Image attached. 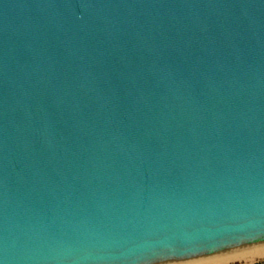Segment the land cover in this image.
<instances>
[{
	"label": "water",
	"instance_id": "obj_1",
	"mask_svg": "<svg viewBox=\"0 0 264 264\" xmlns=\"http://www.w3.org/2000/svg\"><path fill=\"white\" fill-rule=\"evenodd\" d=\"M264 252V0H0V264Z\"/></svg>",
	"mask_w": 264,
	"mask_h": 264
},
{
	"label": "bare ground",
	"instance_id": "obj_2",
	"mask_svg": "<svg viewBox=\"0 0 264 264\" xmlns=\"http://www.w3.org/2000/svg\"><path fill=\"white\" fill-rule=\"evenodd\" d=\"M264 258V252L262 253H258V254H253V255H248V256H244V257H239V258H235V259H230V260H225V261H221V262H216V263H212V264H232V263H237V262H241V263H252L258 259H263Z\"/></svg>",
	"mask_w": 264,
	"mask_h": 264
},
{
	"label": "rangeland",
	"instance_id": "obj_3",
	"mask_svg": "<svg viewBox=\"0 0 264 264\" xmlns=\"http://www.w3.org/2000/svg\"><path fill=\"white\" fill-rule=\"evenodd\" d=\"M232 264H250V263L237 262V263H232ZM251 264H264V258L263 259H258L256 261L252 262Z\"/></svg>",
	"mask_w": 264,
	"mask_h": 264
}]
</instances>
